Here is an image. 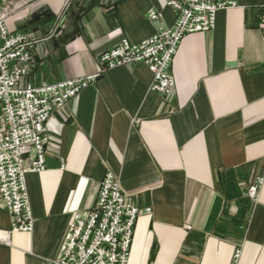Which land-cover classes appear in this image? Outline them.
Returning a JSON list of instances; mask_svg holds the SVG:
<instances>
[{
    "label": "crops",
    "instance_id": "crops-1",
    "mask_svg": "<svg viewBox=\"0 0 264 264\" xmlns=\"http://www.w3.org/2000/svg\"><path fill=\"white\" fill-rule=\"evenodd\" d=\"M215 26L186 35L171 94L143 63L100 73L44 125V169L28 172L34 225L11 232L0 203V264H57L73 213L93 207L106 171L140 209L127 264H264V0H225ZM10 30H31L21 83L99 72V55L174 23L164 0H0ZM159 13L148 18V10ZM32 158V153L27 156Z\"/></svg>",
    "mask_w": 264,
    "mask_h": 264
},
{
    "label": "built area",
    "instance_id": "built-area-1",
    "mask_svg": "<svg viewBox=\"0 0 264 264\" xmlns=\"http://www.w3.org/2000/svg\"><path fill=\"white\" fill-rule=\"evenodd\" d=\"M71 1L64 0L63 8L67 9ZM164 3L173 10L172 26L159 28L139 42L121 39L99 55L97 73L39 85H23L21 80L30 71V49L41 38L31 30H10L5 19L11 5L0 7V203L10 216L9 231L33 229L25 175L44 169L47 118L100 73L120 65L143 63L152 73L149 89L162 95L171 94L175 85L172 62L180 41L193 32L212 29L219 8L232 5L225 0H164ZM147 16L156 20L159 13L150 9ZM257 17V27L264 40V3ZM30 153L32 158L28 159ZM255 179L247 190L253 199L264 181L262 177ZM99 184L93 207L73 213L57 264L128 263L135 222L140 214L149 213L150 208L136 207L112 171H106ZM7 233L0 238L5 241ZM238 257V252L234 253L232 264H236Z\"/></svg>",
    "mask_w": 264,
    "mask_h": 264
},
{
    "label": "rangeland",
    "instance_id": "rangeland-1",
    "mask_svg": "<svg viewBox=\"0 0 264 264\" xmlns=\"http://www.w3.org/2000/svg\"><path fill=\"white\" fill-rule=\"evenodd\" d=\"M4 6V5H3Z\"/></svg>",
    "mask_w": 264,
    "mask_h": 264
}]
</instances>
